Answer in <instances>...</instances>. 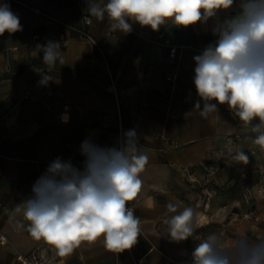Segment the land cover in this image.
<instances>
[{"label":"crops","instance_id":"obj_1","mask_svg":"<svg viewBox=\"0 0 264 264\" xmlns=\"http://www.w3.org/2000/svg\"><path fill=\"white\" fill-rule=\"evenodd\" d=\"M20 1L83 28L101 52L34 11L0 1L10 5L22 26L21 31L0 36V152L7 157L0 164V231L7 239L0 245V264H21L16 256L38 247L50 252L51 264H192V251L211 234L227 243L239 236H247L250 242L264 239V150L254 143L257 134L227 105H218V111L207 118L195 108L199 101L202 109L203 101L193 83L194 57L217 40L213 34L216 26L234 16L238 7L220 11L206 23L185 28L169 21L159 28L175 43L186 46L177 90L171 93L164 80L166 53L150 42L157 32L151 27L129 21L131 32L112 31L107 18H92L84 26L86 0ZM50 40L61 44L65 63L49 72L37 46ZM43 75L51 79L41 83ZM8 100L12 106L5 110ZM131 129L141 152L149 158L140 174L141 192L130 201L141 221L137 243L114 253L100 237L91 244L84 241L71 255L60 257L43 239L35 240L27 232L28 222L15 209L33 197L34 184L46 175L51 163L59 158L83 171V141L119 149V132L124 140ZM239 152L248 157L247 163L235 159ZM213 163L219 165L218 185L228 190L220 198L206 199L198 187L202 172L198 171V183L189 179ZM233 186L251 188L252 210L242 209L246 195L241 200L229 194ZM168 203L179 205L180 210L194 208L207 223L188 240H171L165 224L172 215ZM20 223L25 225L23 229L17 227Z\"/></svg>","mask_w":264,"mask_h":264},{"label":"clouds","instance_id":"obj_2","mask_svg":"<svg viewBox=\"0 0 264 264\" xmlns=\"http://www.w3.org/2000/svg\"><path fill=\"white\" fill-rule=\"evenodd\" d=\"M86 4L87 23L92 18H107L110 30L123 33L132 31L129 21L153 31L169 21L186 28L238 7L234 16L216 26L213 34L217 40L194 57L193 83L203 101L202 109L199 101L195 108L207 118L218 111V105H227L243 125H251L257 134L254 143L264 150V0H86ZM21 30L10 5L0 3V36ZM37 49L49 72L65 63L58 41H47ZM50 79L43 75L41 83ZM63 119L67 122L66 116ZM81 154L86 157L83 171L57 158L34 184L33 197L18 204L15 212L28 222L27 232L51 245L60 257L71 255L82 242L91 244L100 237L111 252L131 249L140 235L141 221L128 202L141 192L140 174L149 162L138 147L135 130L124 134L119 149L101 148L85 140ZM235 159L248 161L243 152ZM166 207L172 214L165 224L173 241L188 240L207 223L192 207L180 210L173 203ZM191 257L192 264H264V239L250 242L247 236H239L227 243L211 234L196 245Z\"/></svg>","mask_w":264,"mask_h":264},{"label":"built area","instance_id":"obj_3","mask_svg":"<svg viewBox=\"0 0 264 264\" xmlns=\"http://www.w3.org/2000/svg\"><path fill=\"white\" fill-rule=\"evenodd\" d=\"M0 1H7V0H0ZM9 1L16 3L18 5H21L29 10H32L35 13L50 20L51 22L75 32L76 34L79 35V37L93 44L101 52L100 45L96 43L83 28L74 27L60 19L54 18L53 16L47 13H44L38 9L32 8L31 6H28L27 4L21 2L20 0H9ZM83 24L84 26L90 25L89 23L86 22L84 17H83ZM150 42L156 46L161 47L163 50H165L166 67H165V73H164V80L169 85L171 93H174L177 90V81H178L179 71H180V66H181V55L186 46L175 43L173 39L168 34H166L164 31H157L154 34V36L150 39ZM118 119H119V116H118ZM123 142L124 140L122 139L121 132H119V137H118L119 148L122 146ZM5 159H7V157L4 156L0 152V164ZM218 169H219L218 163H213L210 166H204L203 168H200V170L198 169L197 171H195L192 174L194 178L189 179V180L191 181V183H198L196 179V177L198 176L197 175L198 171L200 172L208 171L210 174H212ZM185 172L188 174V169H185ZM203 180H206V179H204L203 177ZM128 207L134 210V207L130 202H128ZM2 209H3V206L2 204H0V211ZM134 214H135V210H134ZM6 243H7V239L0 231V245H5ZM16 261L21 264H51L52 257L49 251H42L41 248L38 247L35 250L29 252L28 254H25V255L18 254L16 256Z\"/></svg>","mask_w":264,"mask_h":264},{"label":"rangeland","instance_id":"obj_4","mask_svg":"<svg viewBox=\"0 0 264 264\" xmlns=\"http://www.w3.org/2000/svg\"><path fill=\"white\" fill-rule=\"evenodd\" d=\"M65 116H63L64 118ZM219 170L213 172L214 175L211 176V174L208 171H204L202 172V175L204 177V179L206 180H202L199 184V190H201L203 193V197H205L206 199H211V198H220L223 194H226V190H228L225 186H219L215 179L216 174ZM209 176V177H208ZM251 188H249L248 186H233L230 188L229 194L232 195H236L234 197H239L241 200H243L245 197L244 195H246L245 198V208H243L242 205V209H245L246 211L252 210L253 209V202H252V193L249 194V190ZM251 200H250V197ZM231 210H235L234 208H232Z\"/></svg>","mask_w":264,"mask_h":264},{"label":"water","instance_id":"obj_5","mask_svg":"<svg viewBox=\"0 0 264 264\" xmlns=\"http://www.w3.org/2000/svg\"><path fill=\"white\" fill-rule=\"evenodd\" d=\"M12 106V101L8 100L4 103L3 108L8 110Z\"/></svg>","mask_w":264,"mask_h":264}]
</instances>
